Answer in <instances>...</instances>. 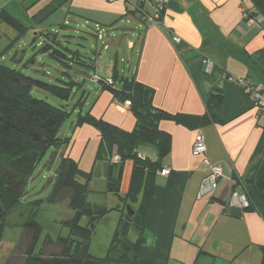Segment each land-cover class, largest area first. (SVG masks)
Segmentation results:
<instances>
[{
	"label": "crops",
	"instance_id": "crops-1",
	"mask_svg": "<svg viewBox=\"0 0 264 264\" xmlns=\"http://www.w3.org/2000/svg\"><path fill=\"white\" fill-rule=\"evenodd\" d=\"M126 1L45 0L36 10L42 12V17L53 9H63L101 28H112L132 13L138 25L132 35L134 40H129L126 47L131 52V67L136 58L130 74L155 91L154 106L170 115L204 117L209 94L218 91L222 96V102L211 113L215 121L206 120L193 128L168 120L159 122V130L170 137V151L161 160V169L168 168L171 173L168 177L155 176L139 259L153 264H217L224 255L222 244L239 231L241 224L249 233V244L264 246V199L254 189V184L264 177V114L256 118L251 101L234 81L248 79L264 87L263 23L245 24L243 11H253L248 1L169 0L159 24L153 25L142 20L133 7L138 5L142 12L153 16L154 7L148 0ZM31 11L25 12L31 16ZM174 38L179 42L175 43ZM12 47L9 44L7 49ZM23 56L16 52L13 63ZM108 62L107 73L112 65ZM115 84L116 89L121 88ZM95 94L88 110L84 102L72 111L75 117L70 129L60 137L69 141L56 149V153L65 154L80 170L91 174V190L95 174L107 179L109 163L95 161L99 133L88 125L75 126L77 115L89 112L126 132L135 127L129 109L121 107L99 84ZM199 132L203 134L205 154L193 157L192 145ZM150 146L141 147L139 153L148 158L145 148L156 160L157 152ZM115 153L113 150L112 156ZM205 161L223 166L209 201L198 196L209 174ZM132 169V162L127 168L123 166V197L129 189ZM230 178L238 183L237 188L248 192L257 211L249 213L226 204L233 189ZM139 202L140 198L136 206Z\"/></svg>",
	"mask_w": 264,
	"mask_h": 264
},
{
	"label": "trees",
	"instance_id": "trees-1",
	"mask_svg": "<svg viewBox=\"0 0 264 264\" xmlns=\"http://www.w3.org/2000/svg\"><path fill=\"white\" fill-rule=\"evenodd\" d=\"M242 1L250 2L253 8V11L246 10L247 18H263L264 30V0ZM137 7L139 8L138 5ZM164 11L165 9L161 12L159 21ZM0 19L17 33L16 38L23 36L27 31V27L5 9H0ZM58 47L55 36L46 34L40 53L70 68L69 63L75 61L77 53L70 58L68 50L63 52ZM3 53L0 51L1 219L12 212L24 198L26 186L45 153L50 148L58 149L69 141L61 139L58 135L62 124L70 116L65 105L57 103V106H54L45 100L34 98L31 96L32 89L43 91L59 101L68 102L76 86L73 81L68 83L60 79L57 80L59 86H56L30 78L18 69L6 66L3 63ZM100 79L98 84L109 92L115 101L129 102V112L135 120L134 129L131 132L123 131L97 119L89 112L78 114L75 126L88 125L98 131L100 141L95 161L106 160L109 163L106 179L108 192L119 193L123 163L125 160L132 161L129 189L124 199L129 205L140 198L138 208L132 217L127 216L126 213L122 216L106 256L103 259L92 257L89 254L90 240L94 235L96 224L106 216L107 212L97 210L87 202V195L91 191V174L80 170L76 162L61 153L59 164L50 181L51 191L47 203L56 205L66 202L67 208L73 212V218L61 223L68 234L66 237L59 236L56 241L46 237L39 245L42 227L34 220V213L31 212L22 223V235L16 245V249L22 253V264H153L140 260L138 254L144 243L143 223L149 208L156 172L161 170V160L170 151V137L159 130V122L168 120L177 125L193 128L206 120L215 121L211 113L222 102L220 92L212 91L207 100L204 117L170 115L154 106L155 91L138 82L135 77L119 76L117 70L113 69L111 85L104 84V79ZM117 81L121 85L120 89L114 87ZM82 103V100H79L76 106L79 107ZM145 145H151L156 150L155 161L147 157L144 159L138 157L139 149ZM113 150L119 156L118 164L111 163ZM244 189L246 191L247 188ZM254 189L264 199V177L254 184ZM247 197L249 205L243 210L249 213L257 211L256 204L248 192ZM123 208L122 206V213ZM116 209L120 210L121 206ZM4 222L5 219L0 220V231ZM130 224L139 232L135 242L127 239ZM48 249L51 251L47 254ZM260 249V264H264V246Z\"/></svg>",
	"mask_w": 264,
	"mask_h": 264
},
{
	"label": "rangeland",
	"instance_id": "rangeland-1",
	"mask_svg": "<svg viewBox=\"0 0 264 264\" xmlns=\"http://www.w3.org/2000/svg\"><path fill=\"white\" fill-rule=\"evenodd\" d=\"M44 1L0 0V9H5L27 27L26 33L16 38L17 33L0 19V51L4 52L3 63L6 66L16 68L30 78L56 86H59L57 80L60 79L68 83L70 81L76 83L68 102L59 101L34 88L31 91V96L34 98L45 100L54 106H57V103L65 105L70 116L62 124L58 133L59 137H64L75 117L72 115V111L78 108L77 102L79 100L85 102L88 110L97 97L95 90L98 88V82L95 79V74L102 79L112 77L115 64L119 76L134 77L133 74H130V69H134L136 58L132 68L129 64L131 52L126 47L129 40H134L132 35L135 34L134 29H136L138 22L132 13H128L122 22H117L112 28H101L83 19V17L58 8L41 17L42 12L36 10V6ZM30 9L32 10L31 16L34 14L32 17L25 12ZM35 10L36 12H34ZM133 11L130 10V12ZM46 34L55 36L58 49L63 52L68 50L70 58L77 53L75 61L69 63L70 68L57 63L48 55L40 53ZM9 44H13L11 49H7ZM7 52L10 54L8 55ZM16 52L21 56L25 53L22 60L18 61L17 64L12 61ZM107 59L112 63L109 73L106 70L109 64ZM115 85L118 86L119 82L117 81ZM144 149L143 152L149 160L155 161L150 151ZM151 149L153 148L151 147ZM56 152L55 148H50L40 159L26 186L24 198L5 217V222L0 231V264H22V253L16 249V245L22 235V223L31 212L34 213V220L42 227L39 245L46 237L56 241L59 236L66 237L68 234L67 229L62 227L61 223L73 218V212L67 208L66 202L56 205L47 203L51 191L50 181L60 161L61 152ZM131 162V160H125L123 166L126 165L127 168ZM106 182L105 179L95 174L92 190L86 198L87 202L97 210L107 212L106 216L96 224L94 235L89 244V254L97 259H103L106 256L117 225L125 214L124 211L122 213V207L120 210L116 209L117 206H121L120 200L124 198L122 196L123 191H119L118 194L108 192ZM126 182H123V189ZM129 205L133 211L138 208L135 203H129ZM238 230L233 236H228V242L222 244L225 251L217 264H260V247L249 244L250 240L247 241L249 233L244 230L242 224L239 225ZM137 238V229L130 224L127 239L130 242H135ZM50 251L48 249L47 254Z\"/></svg>",
	"mask_w": 264,
	"mask_h": 264
},
{
	"label": "built area",
	"instance_id": "built-area-1",
	"mask_svg": "<svg viewBox=\"0 0 264 264\" xmlns=\"http://www.w3.org/2000/svg\"><path fill=\"white\" fill-rule=\"evenodd\" d=\"M109 1H115V0H109ZM126 1V0H125ZM153 7H154V15L151 16L145 12H142L137 5L133 6L136 11H139V16L142 20L157 25L159 24V17L161 12L165 9L167 6L169 0H148ZM126 3H128L126 1ZM139 9V10H138ZM243 19H245V24L247 25H261L263 23V18L258 17L256 19L247 18L246 12L243 11ZM173 41L175 43L179 42V39L174 38ZM95 79L97 82H100V77L95 76ZM232 80V79H230ZM235 83L241 88V90L244 92V94L249 98L251 101L253 108L256 111V118H259L262 114H264V87L261 84H258L252 80L248 79H239L234 80ZM103 83L106 85H111L112 80L110 79H104ZM121 107L128 108L129 109V102L125 103H119ZM191 154L193 157H202L205 154V144H204V138L203 134L201 132L197 133L194 142L192 145V151ZM138 157L144 159L145 157L141 155L138 152ZM120 162L119 156L115 153L111 158V163L118 164ZM204 164L209 169L208 176L203 180L202 185L199 190V198H206L207 201L211 200L213 197V194L218 186V181L222 177L223 173V166L221 164H213L210 165L206 161ZM171 171L168 168L161 169L160 171H157L156 174L168 177L170 175ZM229 184L232 186V190L229 194V198L226 202L229 206H236L241 209H244L248 207L249 201L247 194L241 191L238 187V183L233 180L232 178L229 179Z\"/></svg>",
	"mask_w": 264,
	"mask_h": 264
},
{
	"label": "water",
	"instance_id": "water-1",
	"mask_svg": "<svg viewBox=\"0 0 264 264\" xmlns=\"http://www.w3.org/2000/svg\"><path fill=\"white\" fill-rule=\"evenodd\" d=\"M120 204H121V207L122 206L124 207L123 209H124V211H125V213H126L127 216L132 217L134 215V211L131 209L130 205H127L126 204V200L124 198H122L120 200ZM4 219H5L4 217L2 219L0 217V220H3L4 221Z\"/></svg>",
	"mask_w": 264,
	"mask_h": 264
}]
</instances>
